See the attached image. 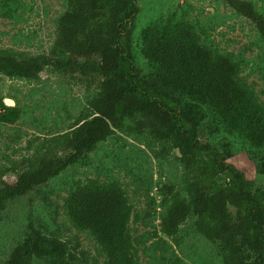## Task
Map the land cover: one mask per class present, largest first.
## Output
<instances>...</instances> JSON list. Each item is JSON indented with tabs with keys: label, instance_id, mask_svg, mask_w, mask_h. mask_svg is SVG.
I'll use <instances>...</instances> for the list:
<instances>
[{
	"label": "trees",
	"instance_id": "1",
	"mask_svg": "<svg viewBox=\"0 0 264 264\" xmlns=\"http://www.w3.org/2000/svg\"><path fill=\"white\" fill-rule=\"evenodd\" d=\"M222 1L264 39V17L252 2ZM13 11L12 0L1 2L3 18ZM137 13L136 0H67L48 54L0 55V75L7 78L35 81L53 69L83 80L92 91L64 132L28 142L32 152L11 168L13 182L4 181L6 170L0 172V211L39 191L118 133L144 136L157 143L158 157L176 150L183 169L179 187H163L161 233L176 242L191 216L193 230L216 245L222 264H264L262 193L215 147L201 142L182 102L208 108L226 133L250 149L264 148V105L240 78L233 56L203 44L174 12L141 32V54L150 68V78L141 79L128 45ZM19 115L17 107L0 100V123L14 124ZM63 208L72 226L93 238L105 264H135L128 231L132 207L119 183H76ZM67 254L65 242L47 237L29 221L3 264H72Z\"/></svg>",
	"mask_w": 264,
	"mask_h": 264
},
{
	"label": "rangeland",
	"instance_id": "2",
	"mask_svg": "<svg viewBox=\"0 0 264 264\" xmlns=\"http://www.w3.org/2000/svg\"><path fill=\"white\" fill-rule=\"evenodd\" d=\"M66 1L12 0L13 13L7 18L0 14V55L48 54ZM244 1L252 2L264 17V0ZM136 4L138 13L128 45L141 79L150 78V68L141 54V32L153 20L174 12L193 28L203 44L233 56L240 65V78L264 105V39L250 21L222 0H136ZM91 92L83 80L64 77L53 69L44 70L35 81L0 75V100L5 106L4 100H12L14 105L7 107L20 111L14 124L0 123V172L6 170L4 181L15 180L10 170L32 152L27 149L28 142L36 136L64 132L84 109ZM182 105L201 142L215 147L222 160L241 171L264 197V148L243 147L222 129L208 108L185 100ZM158 150L157 143L144 136L118 133L39 191L7 204L0 211V264L21 240L29 221L47 237L65 242L72 264H105L93 238L75 229L63 208L75 184L88 179L117 182L123 188L132 207L128 231L135 264H222L216 245L193 230V217L180 226L176 242L161 233L160 222L166 210L163 187H179L183 169L176 150L162 158L155 154Z\"/></svg>",
	"mask_w": 264,
	"mask_h": 264
},
{
	"label": "water",
	"instance_id": "3",
	"mask_svg": "<svg viewBox=\"0 0 264 264\" xmlns=\"http://www.w3.org/2000/svg\"><path fill=\"white\" fill-rule=\"evenodd\" d=\"M4 102H5V104H7V106H13L14 105L13 101L9 100V99L4 100Z\"/></svg>",
	"mask_w": 264,
	"mask_h": 264
},
{
	"label": "bare ground",
	"instance_id": "4",
	"mask_svg": "<svg viewBox=\"0 0 264 264\" xmlns=\"http://www.w3.org/2000/svg\"><path fill=\"white\" fill-rule=\"evenodd\" d=\"M10 105V104H9Z\"/></svg>",
	"mask_w": 264,
	"mask_h": 264
}]
</instances>
